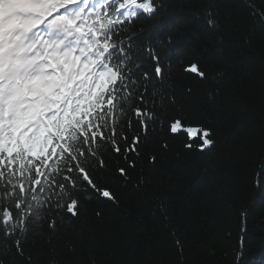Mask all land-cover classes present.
<instances>
[{"label": "trees", "instance_id": "16d2710c", "mask_svg": "<svg viewBox=\"0 0 264 264\" xmlns=\"http://www.w3.org/2000/svg\"><path fill=\"white\" fill-rule=\"evenodd\" d=\"M164 2L157 16L138 10L121 33V39L132 38L134 50L154 45L170 70L157 81L154 63L141 53L144 71L153 75L149 95L155 86L164 98H156L160 120L147 132L127 180L117 173L124 161L104 157L99 178L116 202L93 199L78 222L64 224L54 237L36 226L24 239L23 256L11 241L0 243V264H27V257L31 264H49L53 255L61 264H237L242 238L239 264H264V184H255L264 139V22L253 15L264 0ZM208 10L224 20L215 33L204 25ZM169 35L180 39L169 44ZM194 59L207 61V80L177 69ZM181 115L185 127L211 128L215 146L199 152L198 136L171 133L170 121ZM129 116L133 134L140 132ZM142 172L146 182L136 187ZM160 201H166L167 220Z\"/></svg>", "mask_w": 264, "mask_h": 264}, {"label": "snow or ice", "instance_id": "6c2138e0", "mask_svg": "<svg viewBox=\"0 0 264 264\" xmlns=\"http://www.w3.org/2000/svg\"><path fill=\"white\" fill-rule=\"evenodd\" d=\"M165 9L164 0H0V243L11 241L18 255L36 226L54 237L64 224L78 222L93 199L116 202L99 178L105 156L124 161L117 173L125 180L140 162L147 132L160 120L156 98H164L155 86L149 95L153 75L144 71L141 53L154 63L157 81L170 65L162 66L154 45L134 50L132 38L121 39V33L137 10L157 16ZM253 15L264 22V7ZM203 17L207 31L224 24L213 11ZM179 39L169 35L167 43ZM177 69L209 78L207 61H182ZM129 112L138 133L131 130ZM187 123L182 115L174 117L169 130L198 136L196 151L215 146L211 128ZM185 147L191 151L193 143ZM260 152L257 186L264 184V139ZM145 182L142 172L136 187ZM158 207L167 220L166 201ZM175 243L182 251L179 239ZM242 248L243 238L237 264ZM26 261L31 264V257ZM49 264L61 262L53 255Z\"/></svg>", "mask_w": 264, "mask_h": 264}]
</instances>
